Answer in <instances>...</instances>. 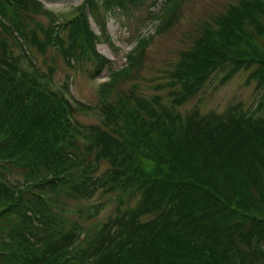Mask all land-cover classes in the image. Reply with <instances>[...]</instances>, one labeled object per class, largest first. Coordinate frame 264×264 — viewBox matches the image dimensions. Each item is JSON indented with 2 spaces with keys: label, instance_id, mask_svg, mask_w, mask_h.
I'll return each instance as SVG.
<instances>
[{
  "label": "trees",
  "instance_id": "obj_1",
  "mask_svg": "<svg viewBox=\"0 0 264 264\" xmlns=\"http://www.w3.org/2000/svg\"><path fill=\"white\" fill-rule=\"evenodd\" d=\"M79 1L78 14L43 37L29 29L41 3L0 0V264H264V115L241 104L175 110L218 73L227 82L248 71L264 90V0L240 2L181 55L168 104L117 92L95 128L76 119L85 105L49 88L36 55L83 58L96 76L110 69L116 90L138 76L149 42L138 27L116 71L96 41L111 40L109 18L129 28L157 19L160 0ZM65 193L80 205L115 195L117 213L89 237L80 223L67 226Z\"/></svg>",
  "mask_w": 264,
  "mask_h": 264
},
{
  "label": "rangeland",
  "instance_id": "obj_2",
  "mask_svg": "<svg viewBox=\"0 0 264 264\" xmlns=\"http://www.w3.org/2000/svg\"><path fill=\"white\" fill-rule=\"evenodd\" d=\"M37 1L43 5L44 10L33 12L32 9L29 29L37 30L43 37L49 27H52L50 31L55 28L53 26L55 21L64 20L66 22V19L77 15V7L81 4L79 0ZM242 1L244 0H177L163 10L164 0H160L154 9L159 15L158 18L146 20L144 25H138L136 28H129L122 16L109 18L107 32L111 40L96 41V50L101 56L113 62L110 65L111 69L117 71L128 65L126 56L133 47L130 43L135 39L139 28L144 39L149 42L144 54L143 68L138 76L119 85L116 90L108 88L110 69H105L96 76L93 66L83 58L80 60L67 59L62 53L51 49L46 54L36 55L35 62L50 77L47 84L52 91L69 99L74 106L76 102L85 105L87 109L83 112L74 107L79 123L85 127L95 128L99 125L104 127L102 107L105 102L113 104L114 99L119 98L117 92L149 100L158 98L159 102L168 104V96L176 86L172 83L166 87V83L171 81L172 73L181 55L190 51L189 49L195 42L205 39V35L212 32L215 21L229 13ZM29 4L31 5L32 2ZM61 27L59 32H61ZM92 30L97 35L100 34L95 23ZM62 33V39L65 40L68 34L67 28H63ZM225 73L214 75L202 91L199 90L186 104L176 108L177 115L184 116L196 107L202 113L224 112L234 104H241L244 111L257 116L264 115V90H260L255 82H251L249 72L241 71L227 82L223 79ZM96 156H98L97 153L93 159ZM108 168V162L101 161L100 171L103 172ZM20 174L21 172L14 171L13 174L9 173V177L22 181ZM99 196L85 200L80 205L65 193L63 199L68 202L69 206L67 205L64 216L70 218L67 226L78 222L87 231V235L92 237L110 217L115 216L118 210L115 195ZM133 200V205H135L136 199ZM103 202L106 206L98 208ZM128 202H131V199ZM124 207H128V204H122V208Z\"/></svg>",
  "mask_w": 264,
  "mask_h": 264
}]
</instances>
